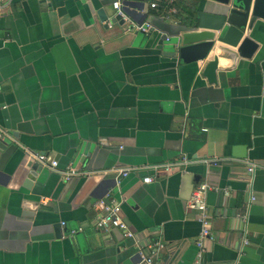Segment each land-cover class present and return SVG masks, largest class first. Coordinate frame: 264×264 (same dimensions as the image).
Segmentation results:
<instances>
[{
	"label": "crops",
	"instance_id": "obj_1",
	"mask_svg": "<svg viewBox=\"0 0 264 264\" xmlns=\"http://www.w3.org/2000/svg\"><path fill=\"white\" fill-rule=\"evenodd\" d=\"M113 1L12 0L0 15V126L16 146L0 150V264H135L158 241L161 264H264V20L251 56L220 57L208 82L215 49L181 63L158 42L219 2L133 0L118 24ZM30 157L41 169L27 183L18 168ZM166 162L180 164L141 180ZM69 167L80 173L64 178ZM202 184L211 238L200 250L187 200ZM106 196L132 236L96 227Z\"/></svg>",
	"mask_w": 264,
	"mask_h": 264
},
{
	"label": "water",
	"instance_id": "obj_2",
	"mask_svg": "<svg viewBox=\"0 0 264 264\" xmlns=\"http://www.w3.org/2000/svg\"><path fill=\"white\" fill-rule=\"evenodd\" d=\"M222 7L216 16H198V21L192 27L174 33L168 37L163 36L158 42V48L166 49L167 54L172 55L181 63L204 62L209 53L215 49L213 58L204 62L201 75L208 82L216 81V69L219 66V58L227 55L231 57H249L255 50L257 43L251 37L253 24L257 19L264 20V0H216ZM133 0H122L120 14L109 18L110 22L126 24L127 20L133 18L131 6ZM102 10H99V14ZM108 16H105L107 18ZM10 133L4 131L0 133V150L8 153L12 147H16L10 142ZM52 159L48 156V161ZM40 166L30 157L24 166L18 168L19 171L27 172L26 182L29 183Z\"/></svg>",
	"mask_w": 264,
	"mask_h": 264
},
{
	"label": "built area",
	"instance_id": "obj_3",
	"mask_svg": "<svg viewBox=\"0 0 264 264\" xmlns=\"http://www.w3.org/2000/svg\"><path fill=\"white\" fill-rule=\"evenodd\" d=\"M12 0H0V15L3 14L4 8L7 4H9ZM45 1V0H41ZM148 3L151 7H155L157 5L156 0H148ZM112 5L115 9V14H120L122 18H125V15L121 11V0H114L112 2ZM127 24L130 23L129 20L126 22ZM136 28L139 30H146L151 29L152 25L145 22L143 24L136 25ZM3 132L2 127L0 126V133ZM34 159L42 164H46L52 169H54L57 166L56 160H50L48 161V156L45 153H37L33 154ZM180 163L178 162H166L162 164H153L150 165L148 169L151 170V174L144 175L142 177L143 182H150L154 180L155 176H159L161 173H167L171 172L178 168V165ZM255 168L254 164H250L247 167L248 171H253ZM112 171L117 172V174L126 175L128 173L125 169H119L114 168ZM64 178H69L70 176L74 174L80 173L76 168L69 167L67 170L61 171ZM104 172L98 173L101 176H103ZM207 186L205 184L200 185L197 187L192 194L190 195L189 199L187 200V205L192 208H196L199 212V221L201 223V229H200V238L197 241V244L201 247L200 250H202V244L204 239L211 238V232H210V222L207 218L206 214V203H205V190ZM100 204L102 206V211L98 215L96 220V227L101 230H108L111 227H118L121 229L125 236H132L133 233L131 229L129 228L127 222L121 217V204L120 201H117L114 198H106L100 200ZM248 214H243L241 216L242 221L247 222ZM244 243H248V239L245 238ZM163 246L162 242H156L155 244L149 245L147 249L138 248L137 249V256L138 260L135 264H161L156 258H155V251L158 248H161ZM200 255V252H199Z\"/></svg>",
	"mask_w": 264,
	"mask_h": 264
}]
</instances>
